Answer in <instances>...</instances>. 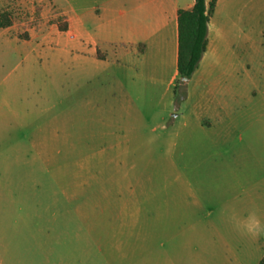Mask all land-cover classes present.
I'll use <instances>...</instances> for the list:
<instances>
[{
  "label": "rangeland",
  "instance_id": "374dc122",
  "mask_svg": "<svg viewBox=\"0 0 264 264\" xmlns=\"http://www.w3.org/2000/svg\"><path fill=\"white\" fill-rule=\"evenodd\" d=\"M91 6L89 0H0V12L5 9L14 22L10 33L0 32V169H8L6 179L15 184L2 198L11 200L7 237L18 235L15 242L31 249L22 264H85L87 251L104 247L121 256L111 264H193L196 253L212 264L225 261L231 248L247 249L255 264L264 235H240L223 212L243 217L255 209L264 221V14L255 10L253 20L242 22L240 0L220 4L217 26L237 41L241 29L250 36L255 94L237 102L233 123L203 132L197 125L199 88L185 104L188 94L178 101L181 89L174 86L171 115L184 111L187 126L182 119L173 126L167 102L160 101L164 87L146 89L156 100L133 97L137 89L111 61L77 55L88 50L85 40L74 42L51 23L61 16L58 10L73 15L74 8L83 13ZM100 49L109 47L101 42ZM236 79L229 84L236 86ZM41 142L44 149L30 148ZM39 154L44 166L35 159ZM58 168L62 176L76 174L66 182L78 186L68 225L45 208L50 197L42 185Z\"/></svg>",
  "mask_w": 264,
  "mask_h": 264
},
{
  "label": "crops",
  "instance_id": "0c3cea01",
  "mask_svg": "<svg viewBox=\"0 0 264 264\" xmlns=\"http://www.w3.org/2000/svg\"><path fill=\"white\" fill-rule=\"evenodd\" d=\"M256 1L257 3L254 0H240L239 21L253 20L252 14L255 10H258L259 15L264 14V0ZM89 2L92 6L85 8L82 11L83 13L79 12V9L75 10V8L73 15L63 10L57 12L67 17L69 29L65 33L69 35L71 40L74 42H84L85 40V46L89 47L88 50L84 47V49L75 53L77 55H88L95 59H97L98 52L101 53L103 60L98 61L102 63L111 61L113 68L123 74L127 82L132 85V88L137 89L138 93L132 95L137 99L150 98L149 94L151 92L146 90L149 87L159 85L162 88L164 87L160 101L167 102L164 103L167 104V110L170 117L173 118L169 124L174 126L178 119H182L186 127L187 116L184 111L181 110L182 112L176 116L171 115L173 114L174 104L173 90L179 80L177 69L178 13L181 10H192L195 0H89ZM234 2L238 3L239 0H218L214 16L209 23L207 51L198 70L188 82V98L185 104L189 103L192 90L195 87L199 88L201 92L203 102L198 105L200 112L197 115V125L201 127L203 132L212 131L216 127L224 125L225 120L230 124L233 123L232 117L236 116V112L239 110L238 106L241 105L237 102L244 101V103H247V100L255 94L251 88L252 76L247 60L252 50L251 40L247 39L250 37L249 34H245L241 29L239 32L241 38L237 41L235 33L231 32V35L226 33L217 26L215 21L220 4H232ZM85 13L91 15L93 22H95L93 28L87 25ZM232 19L235 18L232 17ZM233 27H235V24ZM10 29H0V32L10 33ZM260 30L261 36H264V27ZM101 42L107 44L109 50L102 51L100 49ZM241 43H244V47L240 46ZM140 45H144L143 52H140ZM237 45L244 48V55H240ZM220 67L224 69L223 72H220L221 74L218 73ZM232 78L236 79V86H233L231 82L229 84ZM227 98L232 101L231 105L230 103L227 104L229 101ZM150 99L156 100L157 97ZM130 102L134 103V99H130ZM208 118L209 120H206ZM167 121V118L162 120L163 128L166 123L168 124ZM45 146L43 142L30 144L31 149H44ZM42 154H39L35 159H40L42 166H44L45 162ZM4 162H7V160L4 159L2 165H5ZM60 168L57 169L59 173L56 174L53 171H47L49 177H47L46 185L43 184L42 187L44 194H49L50 197V204L45 207L47 214L52 219L64 221L63 223L68 225L70 224L71 214L70 202L76 197L78 186L76 183L73 186L71 183H66L69 180L75 181L76 174L62 176ZM6 170L8 169H0V264H22L25 253L30 252L31 249L27 246L23 247V244L21 247L19 240L18 243L15 242L18 235L16 238L7 237L5 227L10 216L9 205L7 206L9 202L7 201L10 199L4 200L2 193L11 192L15 184L14 186L10 184L11 178L6 179ZM56 195L57 197L60 195L65 204L62 205L59 199L56 202L53 201L52 198ZM62 241L65 245H70L71 238ZM51 249L48 250V256L46 257L49 263H51L49 257V255H52ZM43 252L47 253V250L44 249ZM115 256L118 259L121 257L118 254H109L105 247L101 248L96 254L87 251L85 253V264H111L110 260L113 263ZM194 256L193 264H205L203 254L196 253ZM190 257L192 256L190 255ZM263 258L264 249L255 264H259ZM251 260H253L252 256L247 252V249L235 250V248H231L225 261L218 258V263L213 262L212 264H252ZM166 264L175 263L167 260Z\"/></svg>",
  "mask_w": 264,
  "mask_h": 264
},
{
  "label": "trees",
  "instance_id": "16d2710c",
  "mask_svg": "<svg viewBox=\"0 0 264 264\" xmlns=\"http://www.w3.org/2000/svg\"><path fill=\"white\" fill-rule=\"evenodd\" d=\"M218 0H195L192 10H181L178 13V62L177 69L179 80L176 91L180 86L178 101L187 98L188 82L193 78L208 48L209 23L214 16ZM53 26L61 33L69 29L68 19L60 16L51 20ZM14 25L12 17L3 9L0 12V29H8ZM21 40H28V36H20ZM144 51V45H140V52ZM97 58L103 57L98 52ZM188 79L184 82L183 79ZM177 94V93H176ZM259 264H264V258Z\"/></svg>",
  "mask_w": 264,
  "mask_h": 264
},
{
  "label": "clouds",
  "instance_id": "9594fccd",
  "mask_svg": "<svg viewBox=\"0 0 264 264\" xmlns=\"http://www.w3.org/2000/svg\"><path fill=\"white\" fill-rule=\"evenodd\" d=\"M223 214L240 235L251 239L264 235V221L255 209L249 210L243 217L234 210H224Z\"/></svg>",
  "mask_w": 264,
  "mask_h": 264
},
{
  "label": "water",
  "instance_id": "95a60500",
  "mask_svg": "<svg viewBox=\"0 0 264 264\" xmlns=\"http://www.w3.org/2000/svg\"><path fill=\"white\" fill-rule=\"evenodd\" d=\"M183 81H184V82H188V79L184 78Z\"/></svg>",
  "mask_w": 264,
  "mask_h": 264
}]
</instances>
